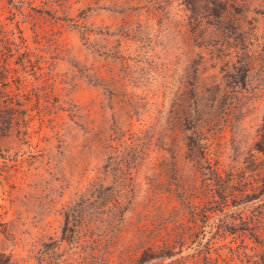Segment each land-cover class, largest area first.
I'll return each instance as SVG.
<instances>
[{"label":"rangeland","instance_id":"rangeland-1","mask_svg":"<svg viewBox=\"0 0 264 264\" xmlns=\"http://www.w3.org/2000/svg\"><path fill=\"white\" fill-rule=\"evenodd\" d=\"M11 41L32 120L0 135V251L161 264L241 211L264 240V0H0Z\"/></svg>","mask_w":264,"mask_h":264},{"label":"trees","instance_id":"trees-1","mask_svg":"<svg viewBox=\"0 0 264 264\" xmlns=\"http://www.w3.org/2000/svg\"><path fill=\"white\" fill-rule=\"evenodd\" d=\"M22 49L25 55L32 53L31 48L25 41L21 43L11 41L9 46L4 48L0 45V60L2 52L9 56L14 54V51H21ZM41 68L39 65L38 69ZM10 73L11 68L0 63V135L9 134L17 124H21L25 128L23 134H27L32 120L28 108L25 107L29 100V92L26 89L28 86L27 77L20 79L19 90L21 92H16L14 80L10 79ZM202 150L207 151L204 143ZM228 194L229 191L225 190L223 194L224 201L229 197ZM216 203L217 201L211 200V207ZM222 204H224L222 210L225 211L226 207H229L228 200ZM212 218V215L208 216V222ZM255 222L256 219L246 216L242 211L238 217L227 214L221 220L220 225H214V223L211 225V235L206 240L197 230H192L189 227L181 228L172 244L165 243L161 246L159 252L160 263L264 264V240L252 229L251 226ZM187 242L197 243V247L195 252L185 255L183 254L184 245ZM147 253L150 257L155 254L153 248H149ZM0 264L17 263L10 254L0 251Z\"/></svg>","mask_w":264,"mask_h":264}]
</instances>
